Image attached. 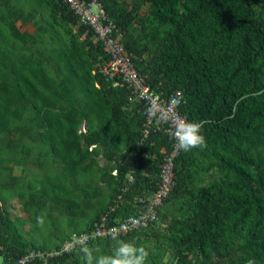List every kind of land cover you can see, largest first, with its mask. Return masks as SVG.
<instances>
[{"label": "trees", "instance_id": "16d2710c", "mask_svg": "<svg viewBox=\"0 0 264 264\" xmlns=\"http://www.w3.org/2000/svg\"><path fill=\"white\" fill-rule=\"evenodd\" d=\"M95 1L145 84L164 97L181 91L179 113L189 122H204L207 144L202 150L179 151L173 159V186L158 209L157 221L118 239L136 240L148 231L157 236L160 229L177 224L167 239L174 264H194V259L199 264H247L249 258L264 264V9L256 11V0H140L145 15L132 35L126 32L133 26L131 3L136 0ZM47 3L51 19L71 27V38L85 33L92 65L82 62L78 71L72 40L66 51L55 53L52 73L40 58L25 55L13 60L0 51V134L12 129L31 137L61 164L63 180L77 176L81 182L90 181L95 171L99 174L98 184L110 196L99 205L92 224L71 230L81 232L105 213L111 220L135 213L136 199L156 188L158 164L171 139L150 132L141 140V105L130 102L124 87L91 73L96 63L105 61L91 32L78 24L61 0ZM8 29L21 42L31 39L18 33L13 23ZM26 113L29 126L10 128ZM97 156L104 162L100 167ZM199 158L207 160L204 167ZM211 168L219 173L216 181L190 187L194 173ZM48 182L46 178L37 182V194L64 201L66 191L51 180L59 194L52 196ZM95 189L88 184L85 192L96 195ZM166 203L170 210L160 213ZM99 242L115 243L98 239L88 245ZM80 249L47 264H66V258ZM27 251L0 207V260Z\"/></svg>", "mask_w": 264, "mask_h": 264}, {"label": "rangeland", "instance_id": "374dc122", "mask_svg": "<svg viewBox=\"0 0 264 264\" xmlns=\"http://www.w3.org/2000/svg\"><path fill=\"white\" fill-rule=\"evenodd\" d=\"M47 1L0 0V51L12 57L13 60L21 59L25 55L40 58L44 66L52 73L51 65L57 60L55 53L61 49L66 51L70 43L74 41L76 57L80 64L77 69L81 72V63L92 65L93 56V53L86 51L85 33L71 38L72 34L69 30L71 27L60 19L56 21L51 19ZM253 2L257 12L261 7L264 9V0ZM131 9L134 17L133 26L126 33L135 35L142 24L145 5L140 0H136L131 3ZM10 23H13L18 33L29 35L31 39L21 42L13 38L8 29ZM29 117L30 114L26 113L20 122H11L10 128L14 125H22L23 128L29 126ZM84 131L85 128L81 123L78 132ZM94 160L99 167L104 164L99 156ZM199 160L203 167L207 164V160L200 158ZM63 172L61 164L31 137L18 134L12 129L0 134V207L21 236L26 250L55 248L62 243L68 231L84 229L92 224L95 215L101 210L99 205L110 196L109 191L98 184L99 174L96 171L90 181L86 179L83 182L77 176L75 180L71 177L63 180L61 177ZM218 177L219 173L213 168L207 172H196L191 178L190 187L196 189L207 186ZM42 178L50 181L48 182V188L52 190L49 192L50 195L59 197L58 186L66 191H64V201L54 202L50 196H45L43 193L37 194L35 189L40 187L37 182ZM51 180L57 187H54ZM88 184L96 188V195L85 192ZM36 197L39 199L37 200ZM169 206V203L164 204L160 213L169 211ZM40 216L44 219L43 225L37 224V217ZM178 228L177 224L170 229L162 228L157 236H152L148 231L145 235L138 237L139 239L128 242L146 248L149 252L147 264H174V261L170 260L169 253L172 246L167 239ZM88 247L99 249V252L94 253L96 256L111 255L115 243L99 242ZM193 261L194 264H199L198 259ZM66 264H84L82 252L78 250L70 254L66 258Z\"/></svg>", "mask_w": 264, "mask_h": 264}, {"label": "built area", "instance_id": "2783aa9c", "mask_svg": "<svg viewBox=\"0 0 264 264\" xmlns=\"http://www.w3.org/2000/svg\"><path fill=\"white\" fill-rule=\"evenodd\" d=\"M79 25L86 27L97 42L105 57V61L94 65L93 73L101 74L112 82L113 86L124 87L129 94L131 103H139L142 107L143 124L141 140L150 132H160L171 139L170 148L162 154L158 164L157 184L155 190L146 197L136 199L137 210L121 219L111 220L105 213L87 231H71L56 248L51 250H29L25 254L7 261L0 260V264H47L48 260L57 256L68 255L72 250L82 247L81 239L86 238V244L98 239H112L135 233L147 228L158 219L157 212L167 198L173 186V159L179 153L174 147L175 141L171 137L173 121L179 113L182 102L180 90H173L164 97L160 92L149 88L143 78L137 74L130 56L123 46L113 37V25L107 20L101 5L95 0H61ZM179 100V104L173 103ZM115 175V171L110 172ZM132 183L131 176H127V184ZM110 211H112L110 209ZM126 226V227H125Z\"/></svg>", "mask_w": 264, "mask_h": 264}, {"label": "clouds", "instance_id": "9594fccd", "mask_svg": "<svg viewBox=\"0 0 264 264\" xmlns=\"http://www.w3.org/2000/svg\"><path fill=\"white\" fill-rule=\"evenodd\" d=\"M173 103L179 104V100H174ZM204 122H189L176 115L171 131V137L175 141L174 147L183 152H188L192 149H204L206 138L202 134ZM44 219L42 216L37 217V224L43 225ZM126 227V226H125ZM115 247L111 255H94L99 252L98 248H90L86 244V238L81 239L82 247L80 251L83 254L84 264H147L149 252L144 246H137L134 243L120 240L117 235H113ZM247 264H257L255 258H249Z\"/></svg>", "mask_w": 264, "mask_h": 264}]
</instances>
